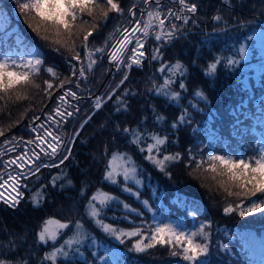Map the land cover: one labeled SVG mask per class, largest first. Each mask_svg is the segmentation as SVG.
I'll return each instance as SVG.
<instances>
[{"label":"trees","instance_id":"trees-1","mask_svg":"<svg viewBox=\"0 0 264 264\" xmlns=\"http://www.w3.org/2000/svg\"><path fill=\"white\" fill-rule=\"evenodd\" d=\"M11 1L17 3V0ZM152 2L151 7L156 9V0ZM188 2L195 3L197 11L191 13L185 23L183 19H176L183 7L178 0H160L159 10L167 17L164 30H172L174 35L168 41H158L150 33L141 66H131L127 79L83 126L78 128L89 113L91 100L82 93L75 104V115L63 123L56 120V132L65 138L71 132L78 131L68 158L63 159V163L60 161L51 166V161L38 165L39 171L36 167L25 178L24 199L17 207L0 204V240L10 239L9 235H12L21 244L16 243L8 252H0V259L10 264H38L44 252L64 245L68 255L58 256L56 264H107L111 260L108 249L116 250L118 261L124 264H190L182 254H172L174 251L180 252L178 247L174 250L171 245H157L137 252L133 244L139 234L138 238L122 236L118 239L96 223V219H99L113 228L138 225L152 231L156 219L167 212L171 218L188 225H193V220L198 219L206 222L209 251L200 259L207 264L264 262V225L254 224L250 218H246L256 212L244 216L239 214L241 209L250 206V201L264 199V194L248 198L243 195L224 198L214 194L207 184V178L195 168L200 161L205 162L203 166H208L210 162L207 157L210 155L229 153L234 159L247 161L259 154L258 133L262 131L264 134V56L262 46L255 37L263 24V21L257 20L264 18V0ZM119 3L123 13L109 12L107 20H100L94 29H97L96 32H93L97 34L93 44V34L90 36L88 46L92 49H105L108 46L105 41H108L114 29L129 22V8L141 3V0H119ZM169 9L173 15L168 14ZM141 13V10L136 11V19L144 18L145 15ZM222 13L226 20L213 19ZM15 14L13 4L8 5L0 0V21L6 17L8 22L15 24ZM21 24V21H17V25L6 24L5 27L3 23L0 27V56L14 51L25 58H39L43 61L39 73L42 83L49 80L54 87L43 91L42 96L29 107L32 100L26 99L24 103L19 100L0 107V127L7 122L8 125L14 124L10 129L0 130L3 132L0 144L4 151L8 148L5 142L9 139L15 140L16 144L35 138L31 124L41 115L62 81L64 84L72 83L69 87L78 90L73 85L76 80L70 77L65 61L72 53L59 47L57 51V48L42 46ZM173 24L176 25L175 29H171ZM241 45L246 48L243 59L238 51ZM156 49L159 50L155 53L157 58L153 59ZM84 51L82 48V55ZM103 54L104 51L94 53L97 61L88 73V81L95 90L102 84L108 70V61ZM218 58L221 63L217 64L215 73L206 74L208 65ZM228 58H235L239 62L228 66ZM177 61L186 69L183 76L180 73L172 76L168 72V67ZM162 66L164 71H160ZM48 67L54 68L58 73L57 78L45 71ZM125 71L124 67L117 70L112 81L115 83L123 79ZM169 76L174 83L168 86L167 91L180 93L179 100L156 91ZM181 82L185 84L184 89L179 87ZM45 87L42 84V90ZM198 91L203 93L204 98L196 95ZM58 96L59 93L47 108L46 112L52 110L51 115ZM182 113L186 115L180 121ZM42 120L47 119L43 117ZM52 125L55 126L54 123ZM125 128L138 130L142 134L139 144L132 142L133 135L125 132ZM151 134L166 137L160 152H153L154 156L163 159L165 155L180 154L178 159L168 161L163 171L146 159L147 145L153 143ZM141 148H145V151H140ZM113 153L131 157L137 169L135 180L125 181L122 174L115 177L117 183L105 179ZM4 155L0 153V164ZM54 177H58L55 185L52 184ZM69 180L73 182L71 185L68 184ZM126 188L131 191H126ZM98 189L116 199L102 207L100 215L94 219L88 214V202ZM37 191L42 193L39 204L31 199ZM124 205L129 207L125 208ZM229 205L234 210L226 213L224 209ZM74 207L81 216H77L65 228L58 241L48 245L39 242L38 234L43 222L50 217L58 218L61 212L69 213ZM77 221L82 229L77 227ZM74 234L79 242L69 247L65 241L73 238ZM143 235L147 242L150 234L146 232ZM247 235L254 236L260 247L255 248L248 242ZM41 264L52 262L43 260Z\"/></svg>","mask_w":264,"mask_h":264},{"label":"snow or ice","instance_id":"snow-or-ice-1","mask_svg":"<svg viewBox=\"0 0 264 264\" xmlns=\"http://www.w3.org/2000/svg\"><path fill=\"white\" fill-rule=\"evenodd\" d=\"M145 4L149 2V0H143ZM179 4L182 5V10H187V12L195 13L197 11V5L195 3H189L188 0H178ZM157 8L156 10L148 11L147 17L143 20H136L134 22V27L129 30L128 28H124L122 31H119V38L115 40V43L112 44V50L109 53L110 59L117 63L119 67L120 64H124L126 67H131L132 64L140 65L142 62V58L144 56V52L142 51L144 46L143 37H147L149 35L150 30H154V26H158L159 31L155 32V39L161 40V38L170 39L174 32L169 30L167 32L163 31L165 26V19L167 17L162 18L161 12L159 11L160 0H156ZM17 6L21 13H23L26 17H31V20L35 21V25L29 23V26L33 28V31L43 32L44 39H49V34H51L53 41L55 44L64 47L70 53H75L72 59L81 60L80 52L76 51V44L73 37L76 35L74 32V28L76 27L77 20H84V23H88L89 20L85 19V16L91 18V20H95L96 12L99 10V14L102 20H107L109 16V12L123 13V8H121L120 4L117 0H104V4L102 5L99 0H17ZM137 6L135 4L129 8V13L132 16H135L136 13L133 11ZM169 15H173L172 10H168ZM143 16V12L141 13ZM176 19H183L185 23L188 21V16L185 15L183 17L176 16ZM214 20H222L223 17L221 15H216L213 17ZM95 27V25H93ZM176 25H171V29H175ZM82 37V45L81 47L86 50V55L88 59L87 70H91L93 65L96 64V60L93 59V55L95 52H103V48H94L89 49V37L92 36V30H83ZM142 33L143 36H137L136 33ZM113 34H110L112 36ZM250 38V37H249ZM135 43V46L129 49V45ZM108 44V41H105V45ZM57 51L60 49L57 48ZM131 52V55H128V52ZM158 49L154 50L153 59H156L157 56L155 53H158ZM240 58L243 59V55L246 52V48L241 45L239 48ZM239 61L235 58H228L226 63L228 66H232L237 64ZM43 61L39 58L35 57H18L13 59L9 55H4L0 57V100H11L10 93L14 92L20 86H27L32 83L31 78L33 76H38L41 71V65ZM221 63V59H217L214 62L208 65L206 69V74L212 75L215 73L217 69V64ZM74 67V66H73ZM183 69V70H182ZM46 72L50 73L53 78L58 77V73L54 71L53 67H48L45 69ZM160 71H164V67L162 66ZM168 72L174 76L176 73H180L181 76L184 75L186 69H184L183 65L180 64L179 61L175 65H170L168 67ZM86 68L81 65L79 69V75L81 77L87 78ZM75 75V72L73 73ZM127 79V76H125ZM124 81L121 80L122 84ZM174 83L171 76L166 78L163 84L159 85L156 88V91L160 94H163L170 99L179 100L180 93L167 91L169 85ZM44 84L46 87L43 91L47 92L48 90L54 87L53 83L49 80H45ZM34 87L37 89L40 88L39 84H35ZM59 87L63 88V81L60 83ZM179 87L181 89L185 88V84L183 82L180 83ZM114 91V90H113ZM76 96L75 92L68 90L65 92V96ZM197 96L203 97L202 92H197ZM65 96L59 97L61 101H64ZM19 95L16 96V99H21ZM119 99V97H118ZM101 98L96 97L95 107H101ZM55 115H50L49 119L55 121L56 116H64L65 113L60 111V108L57 107L54 109ZM67 115H72V113H67ZM184 113L180 116V121L185 119ZM158 119H162L159 118ZM43 127V125H41ZM33 131H36L33 128ZM125 132H130L133 135V143H140L142 138V134L139 133L138 130H131L128 128L124 129ZM0 135H3V132L0 131ZM51 138L52 142L48 141V138ZM151 139L153 143L147 145L146 151L148 155L146 159L151 160L154 164H156L162 171L165 169V165L168 161L176 160L179 158L180 154L174 155H165L163 159H160L153 155V152H160V146L166 142V137H160L156 134H151ZM36 141L39 143L37 147H40V151L45 155H55L58 147H59V138L54 136L51 132H48L45 129V136H37ZM35 141H28V143H34ZM44 144H47V148L43 147ZM55 144V146H54ZM49 149L51 150L49 152ZM140 151H145V148H141ZM32 156L35 157V160H39V153L33 151ZM126 154L122 153H113L111 159L108 162L105 179L110 180L112 183H117L118 181L115 179V176L122 174L125 181L129 179H135L136 169L128 168L127 164L131 162V157L125 159ZM68 157L65 156L64 159ZM23 157H17L16 160H12L9 163L16 164L17 160H21ZM208 171L213 173H217L220 176H226L227 181L231 182L236 188L243 190V192L233 193L227 187L225 188L228 191V195L231 196L233 194L240 196L243 195L245 198L255 197L257 193L264 194V146H262L259 150V154L255 157H250L247 161L244 159H234L231 155H210L207 157ZM30 163H34L32 158H29ZM218 162V163H217ZM63 163V160H61ZM205 162L200 161L197 164V167H200ZM219 169V171H218ZM39 171V167L36 169ZM19 175V174H18ZM56 179L58 177H54L52 180V184L55 185ZM0 199L4 200L5 203L9 204L12 207H15L20 202V197L23 195L18 191L19 183L18 176H13L9 174L5 179L3 176H0ZM139 183V181H136ZM71 180L68 181V184H72ZM222 186H225V181H220ZM63 187V185H61ZM10 190V191H9ZM126 191H131V189L126 188ZM5 192H8V196L5 197ZM34 203L39 204L42 199V193L37 191L31 197ZM116 199L111 196L109 193L103 192L101 190H97L96 193L89 199L88 202V214L92 218H97L100 215V211L102 207H106L110 201ZM97 202L101 206L97 207ZM146 203V202H145ZM241 204H243V200H241ZM125 208L129 207L128 205H124ZM239 207V205H237ZM234 209L232 205H229L224 209V211L232 212ZM257 211H264V199L250 201V206L247 209H241L240 215L244 216L248 213H254ZM71 222H61L55 218H48L43 222L42 228L38 234L39 240L47 243L48 240L56 241L58 236L61 234V230L68 228ZM77 227H82L77 221ZM96 223L104 229L106 232H110L115 235L118 239L122 236H138L139 238L133 244L134 249L137 252H144L147 249H151L156 247L157 245H171L174 248L178 247L180 252L174 251L172 254H182L183 259L190 262V264H207L206 261L201 260L204 254L209 251L208 244V234L204 231L206 224L202 223L196 231L192 232H184L179 229V227L174 226L172 224H156L155 228L152 230L150 236L145 242L144 235L141 233L139 228L132 229L130 231L118 230L113 228L112 225L104 223L102 220L96 219ZM69 238L65 241V244L69 247L72 246L73 243H78L74 237ZM199 238V239H198ZM82 239V238H81ZM203 241V242H201ZM68 254L64 251V245H61L59 248H54L53 251L49 253H45L43 260L51 261L52 264H56V260L58 256H67ZM100 259H103L101 257ZM0 264H10L9 261L4 259H0ZM22 264H26V262H22Z\"/></svg>","mask_w":264,"mask_h":264},{"label":"rangeland","instance_id":"rangeland-1","mask_svg":"<svg viewBox=\"0 0 264 264\" xmlns=\"http://www.w3.org/2000/svg\"><path fill=\"white\" fill-rule=\"evenodd\" d=\"M6 1V3L9 5V4H13L14 6V11H15V18H16V22L15 24L13 22H8L6 17H3L4 19H2V21H0V27L3 25L6 27V24H9L10 25H17V21H21V25H23V28L28 30V34H30L32 37L36 38L40 44L44 47H53L54 50L59 47L60 49H65L64 47H61L60 45H57L54 43L53 41V38L51 36V34H49V39H44V33L41 31V32H36V31H33V28L29 26V23L35 25V21L31 20V17H26L23 13H21V11L19 10L18 6H17V3L16 2H13L11 0H4ZM2 2V1H1ZM23 2V1H22ZM99 2L103 5L104 4V0H99ZM117 2L119 3V0H117ZM3 3V2H2ZM152 0H149L148 2V8H152ZM120 4V3H119ZM133 11L136 13L135 9H133ZM176 13V12H175ZM174 13V14H175ZM190 12H187V10H182L180 11V16L182 14H188ZM130 14V13H129ZM223 19L226 20V17L225 15L222 13L220 14ZM146 14H145V17L146 18ZM135 16H132L131 14L129 15V22H127L126 25H123L121 27H116L114 29V31L111 33L113 34L110 38H108V46H106V48L104 49V54L107 58V72L104 76V79L102 81V84L95 90V89H92L90 90V93L91 94H85V96H87L90 100H91V105L90 107H88V110H89V113L86 117V119H84L80 124V126L78 128H80L81 126H83V124L97 111L99 110L107 101L108 99L114 94V92L117 90V88L119 87V85L121 84L120 81L125 79V76H127V74L130 72L131 70V67H126L124 64H120L119 67L117 66V63L112 61L110 59V56H109V53L110 51L112 50V44L115 43V40L117 38H119V31H122L124 28H128L129 30H131L132 27H134V22L137 20H134ZM144 18H139V20H143ZM85 19L89 20L88 23H84V20H77L76 21V27L74 28V32L76 33V35L73 37L74 41H75V44H76V51L80 52V55H81V61H82V64H81V61L80 60H75V59H72V57L75 55V53H72L70 54V56H67L65 58V61L67 62V66H68V69L70 71V77L74 78L76 81H80V82H84L86 79L81 77L79 75V69L81 67V65H83L85 68H86V73L85 75H88L89 73V70H87V63H88V59H87V55H86V50L84 51L83 55L81 54V45H82V37H83V30H92V34H93V37L95 35H97L96 33H93V32H96V30L94 31L95 28H97V25L101 22V17H100V14H99V10H97L96 12V18L95 20H91V18H88L85 16ZM257 21H263V24L262 26L260 27V30L259 32L256 34V39L258 41L259 44H261L262 46V54L264 56V18L263 17H260L258 18ZM93 25H95V27H93ZM117 29H119V31H116ZM160 30L158 28V26H154V30L152 31H158ZM168 30L165 29V32H167ZM137 36H143L142 33H136ZM92 37V38H93ZM149 37H143V41H144V46H143V49L142 51L144 52V56L142 58V61L144 60L145 56H146V53H145V46L147 44V41H148ZM96 40V37H94L92 41H95ZM169 39H165V38H162L160 41H167ZM89 41H90V37H89ZM93 44V42L91 43ZM89 45V44H88ZM135 46V43L133 42V44L129 45V49H131L132 47ZM89 47V46H88ZM80 49V50H79ZM89 49H92L91 47H89ZM5 55H9L11 56L13 59H16L18 57H22L23 55L21 54H18L16 52H9ZM128 55H131V52L129 51L128 52ZM4 56V55H2ZM0 56V57H2ZM93 59H95L97 61V58L93 55ZM68 60H71L72 62H70V64L68 63ZM133 65H136V66H141L140 65H137V64H132L131 66ZM74 66V67H73ZM95 64L93 65V68H94ZM109 66V68H108ZM125 68L126 71L124 72V78L121 79L120 81H117L114 83V73L117 72V70H121L122 68ZM92 68V69H93ZM75 72V75H73V73ZM41 77L38 75V76H33L31 78L32 80V83H30L29 85L27 86H20L18 87L14 92L10 93L9 95L11 96V100H8V99H5V100H0V107L4 106V104H7V103H11V102H16V101H19L20 102H23L26 100L30 101L29 102V105L27 107L30 106V104L37 100L39 97L42 96L43 94V90H42V80L40 79ZM88 78V77H87ZM35 84H39L40 85V88L37 89L36 87H34ZM45 85V84H44ZM61 87L58 86V91L54 92V94L52 95V97L47 101L46 105L48 104V107L51 105V102L53 100V98L55 97L56 94H58L61 90ZM114 90V91H113ZM19 95L20 97H22L21 99H16V96ZM65 95V94H64ZM80 95V93L78 94V96ZM77 96V97H78ZM96 97H100L101 98V107L100 108H96L95 107V100H96ZM80 98V97H79ZM45 105V106H46ZM26 107V108H27ZM92 109V110H91ZM51 111L52 110H49L48 112H46V118L48 116L51 115ZM62 111V110H61ZM77 112V111H76ZM75 112V113H76ZM8 125V122L5 124V125H2L0 127V130H6L7 128L10 129L9 127H13V125H8V127H6ZM52 126V125H51ZM58 130H56L55 128H50L48 129V132H51L54 136L58 137L59 138V147H58V150L56 152L55 155H45L43 152L40 151V147H37V144L39 143L38 141H36V137L37 136H45V134L43 133H36V136H35V139L33 138L32 141H35L34 144L36 145V150L35 152L39 153V156H40V159L39 160H35V157L32 156V153H33V149H34V145L31 147L30 144H27L23 141H21L20 143H16L18 145L17 149H14V141L15 140H7L5 143L6 144H11V146L9 148H7V153L5 155L4 158L1 159V164H0V176H3L5 179L7 178V176L9 174L13 175V176H18V183H19V188H18V191L21 192L23 195L20 197V202L24 199V190H25V178L31 174L33 172V170L40 164L42 163H50L51 161V165L53 164H58L61 160L64 159L65 156L68 157L69 155V152L71 150V147L73 145V142H74V138L77 134L78 131H75V133H70L66 138L56 132ZM57 133V134H56ZM48 141L49 142H52L51 141V138L49 137L48 138ZM7 145V146H8ZM55 146V144H54ZM264 146V135L261 136V146L258 147V152L259 153V150L260 148ZM43 147L47 148V144H44ZM51 150L49 149V152ZM2 152V146L0 144V153ZM219 155V154H218ZM221 155H231V154H221ZM17 157H23V159L21 160H17V163L16 164H12V163H9L10 161L12 160H16ZM29 158H32V160L34 161V163H30L28 162L29 161ZM128 157L125 156V159H127ZM111 159V158H110ZM127 167L128 168H135L136 169V166L134 164V162L131 160L130 163L127 164ZM195 168H198L199 174L201 175H204L206 178H207V181L210 186V189L214 191V194H217L219 196H223L224 198H229V197H234V196H237L235 194L229 196L228 195V191L225 190V188L227 187L228 189H230L233 193H236V192H243V190L241 189H238L236 188L231 182H228L227 181V177L226 176H220L218 175L217 173H213L211 171H208L206 169H208V166H203L201 165L200 167H195ZM219 171V169H218ZM19 174V175H18ZM198 174V173H197ZM136 176H137V169H136V172H135V179H136ZM116 177V176H115ZM135 179H131V180H135ZM220 181H225L226 184L225 186H222ZM2 182V181H0ZM10 191V190H9ZM107 193V192H106ZM257 194H261V193H257ZM8 196V192H5V197ZM241 197H243L241 195ZM19 202V203H20ZM7 204L4 202V200L0 199V204ZM19 203L15 206L17 207L19 205ZM9 205V204H7ZM97 205L98 202H97ZM10 206V205H9ZM67 206H71V205H67ZM12 207V206H11ZM13 207V208H15ZM74 210L73 211H70L69 213L67 212H61L59 211L60 215L58 218H55V219H58L60 220L61 222H68L70 221L71 223L74 221V219L77 217V216H81V213L78 212V209L75 207L73 208ZM72 210V209H70ZM81 212V211H80ZM192 215H196L195 212H192ZM197 217V215H196ZM246 218H250V222L254 223V224H259V225H264V211H258L256 212L255 214H250V215H247ZM194 224L193 225H188L186 224L185 222H180L176 219H173L171 218V216L165 212L163 215H161L160 217H158L156 219V224H172L174 226H177L179 227V229L181 231H184V232H192V231H196L197 229H199L200 225L202 223L206 224V222L202 219H198V221L196 220H193ZM70 223V224H71ZM69 224V225H70ZM138 226V225H137ZM137 226H118L116 229L118 230H124V231H130L132 229H136V228H139L141 230V233H145L146 232L148 234H151L152 231H149L147 229H144V228H140V227H137ZM42 228V227H41ZM80 229H82V227H79ZM115 228V227H114ZM155 227H153L154 229ZM206 229V227H205ZM204 229V231H205ZM65 229H62L61 230V234L58 236V238H60V236L63 234V231ZM248 236V242H250L255 248H259L260 247V244L259 242L254 238V236L252 235H247ZM10 239H6V240H0V252L2 253L4 250H6V252H8L9 250L12 249L13 246L17 244L21 245L19 240H17L16 237L12 236V235H9ZM138 238V236H136ZM25 238L26 236L24 237V242H25ZM58 238L56 240V242L58 241ZM199 239V238H198ZM39 242H42L39 240ZM56 243L55 241H52V240H48L47 243L43 242L44 245H48L49 243ZM248 243V244H250ZM53 244V243H52ZM24 245V244H23ZM172 249L174 250H177V247H173L171 246ZM16 250V249H15ZM53 250H50L48 252H44L45 253H49ZM107 254L111 257V260L110 262H107V264H124L120 261H118V258H119V255H118V252L116 250H113V249H108V252ZM37 256V255H36ZM38 257V256H37ZM43 262V259L42 257L40 256L39 258V263L38 264H41ZM14 264V263H13ZM15 264H22V263H19V262H16ZM262 264H264V262H262Z\"/></svg>","mask_w":264,"mask_h":264},{"label":"water","instance_id":"water-1","mask_svg":"<svg viewBox=\"0 0 264 264\" xmlns=\"http://www.w3.org/2000/svg\"><path fill=\"white\" fill-rule=\"evenodd\" d=\"M136 8H139V6H137ZM152 11V10H151ZM65 86V85H64ZM63 88H61L60 90H62ZM48 108V104L44 107L42 114L39 116V119L42 118V116L44 115L46 109Z\"/></svg>","mask_w":264,"mask_h":264},{"label":"built area","instance_id":"built-area-1","mask_svg":"<svg viewBox=\"0 0 264 264\" xmlns=\"http://www.w3.org/2000/svg\"><path fill=\"white\" fill-rule=\"evenodd\" d=\"M81 61V60H80ZM70 62H72L71 60H68V63L70 64ZM81 64H82V61H81ZM84 78V77H83ZM47 130V129H46ZM48 131V130H47ZM34 171V170H33Z\"/></svg>","mask_w":264,"mask_h":264}]
</instances>
